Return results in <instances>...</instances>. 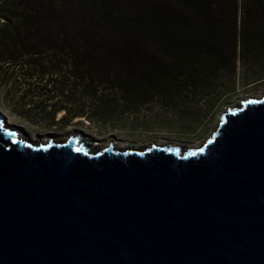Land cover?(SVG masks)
I'll return each mask as SVG.
<instances>
[{
	"label": "water",
	"instance_id": "obj_1",
	"mask_svg": "<svg viewBox=\"0 0 264 264\" xmlns=\"http://www.w3.org/2000/svg\"><path fill=\"white\" fill-rule=\"evenodd\" d=\"M6 125L0 113V264H264V97L187 151L93 153Z\"/></svg>",
	"mask_w": 264,
	"mask_h": 264
},
{
	"label": "trees",
	"instance_id": "obj_2",
	"mask_svg": "<svg viewBox=\"0 0 264 264\" xmlns=\"http://www.w3.org/2000/svg\"><path fill=\"white\" fill-rule=\"evenodd\" d=\"M262 80L264 0L0 3L1 93L34 124L63 112L62 122H95L85 106L53 101L107 86L157 96L186 115L187 104L207 108ZM104 113L96 120L109 121L111 110Z\"/></svg>",
	"mask_w": 264,
	"mask_h": 264
},
{
	"label": "rangeland",
	"instance_id": "obj_3",
	"mask_svg": "<svg viewBox=\"0 0 264 264\" xmlns=\"http://www.w3.org/2000/svg\"><path fill=\"white\" fill-rule=\"evenodd\" d=\"M1 88L0 86V113L5 117L6 124L17 130L21 137L34 144L46 142L48 144L51 140L54 143H63L70 138H79L81 142L92 144L90 148L93 152L110 145L114 146L115 150L134 152L153 145H173L181 147L184 151L195 150L194 147L198 145L202 147L214 134L221 116L228 109L240 107L242 102L249 98L264 97V80L245 86L241 83L235 91L207 108L187 104L185 115L180 110L171 109L157 96L154 98L136 95L133 98L120 89L107 86L101 88L95 97L84 94L85 98L81 99V94H76L71 96L72 99L62 97L53 101V103L66 102L67 105L85 106L90 114L96 115L95 122L87 118L62 122L65 116L63 112L54 122L42 120V123L34 124L13 112L12 107L4 99ZM18 88L22 89L20 86ZM12 95L16 96L15 92ZM34 100L35 103L39 102L38 98ZM105 108L107 111L111 110L112 113L108 116L111 119L97 121L99 113L106 117Z\"/></svg>",
	"mask_w": 264,
	"mask_h": 264
},
{
	"label": "bare ground",
	"instance_id": "obj_4",
	"mask_svg": "<svg viewBox=\"0 0 264 264\" xmlns=\"http://www.w3.org/2000/svg\"><path fill=\"white\" fill-rule=\"evenodd\" d=\"M6 126H8V125H6ZM44 145H46L47 144V142L46 143H43ZM202 144H204V142L202 143ZM158 146H164V145H158ZM197 148H201V145H198V146H196V147H194L193 149H197ZM190 149H192V148H190ZM93 152V151H92ZM97 151H95V152H93V153H96ZM136 152V151H135ZM137 152H139V151H137Z\"/></svg>",
	"mask_w": 264,
	"mask_h": 264
}]
</instances>
